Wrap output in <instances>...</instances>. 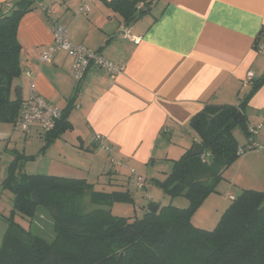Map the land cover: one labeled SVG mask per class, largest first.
<instances>
[{
  "label": "crops",
  "instance_id": "0c3cea01",
  "mask_svg": "<svg viewBox=\"0 0 264 264\" xmlns=\"http://www.w3.org/2000/svg\"><path fill=\"white\" fill-rule=\"evenodd\" d=\"M15 1L0 0L1 11L9 12ZM111 1L42 0L23 17L18 30L22 74L13 82L12 97L26 99L33 86L61 110L74 99L68 118L72 128L38 155L40 150L28 154V149L34 136L41 149L45 134L37 128L25 134L14 124L0 123V162L17 151L37 156L33 162L42 160L45 175L88 180L98 158L104 159L103 149L93 141L98 135L110 147L109 157L122 163L114 167L115 174L124 176L133 169L141 176L138 170L155 175L157 169L164 180L174 161L201 143L191 119L207 106H239L251 90L252 83L245 84L249 72L253 80L264 78V0H154L130 24ZM85 5L90 11L77 14ZM57 25L67 29L74 45L122 61L124 72L111 78L91 68L78 83L71 75V53L61 51L51 63H42ZM124 30L140 42L126 38ZM244 114L248 126L262 121L264 84ZM244 136L239 146L246 144ZM18 141L23 142L22 152ZM257 142L264 146V129ZM107 166L105 160L102 171ZM225 183L230 192H264V149L242 155L225 172L220 184ZM182 202L176 205L186 208Z\"/></svg>",
  "mask_w": 264,
  "mask_h": 264
},
{
  "label": "trees",
  "instance_id": "16d2710c",
  "mask_svg": "<svg viewBox=\"0 0 264 264\" xmlns=\"http://www.w3.org/2000/svg\"><path fill=\"white\" fill-rule=\"evenodd\" d=\"M42 0H16L9 12L0 9V123L14 124L23 100L12 97L22 74L18 30L23 17ZM154 0H112L127 24L147 13ZM143 4L140 8L139 5ZM264 84L255 79L239 106H207L190 122L208 148L194 156L193 148L175 160L163 181H156L172 199L186 198V208L150 203L141 218L113 215V200H129L125 192L96 191L86 179L27 174L24 161L36 156L13 152L3 188L13 195L11 217L0 245V264H264V192L244 190L234 197L217 226L209 231L192 223V216L217 192L225 172L241 157L236 128L247 136L245 107ZM77 95V93H76ZM72 99L55 130L45 134L38 155L72 126ZM242 112L244 121L235 120ZM96 144V142H95ZM156 207L157 211H152ZM43 208L54 223L52 242L32 232L31 223ZM29 220L24 227L16 217Z\"/></svg>",
  "mask_w": 264,
  "mask_h": 264
},
{
  "label": "rangeland",
  "instance_id": "374dc122",
  "mask_svg": "<svg viewBox=\"0 0 264 264\" xmlns=\"http://www.w3.org/2000/svg\"><path fill=\"white\" fill-rule=\"evenodd\" d=\"M234 134L237 137L239 144H242V142L246 140L241 128H236ZM42 137H44V135H42ZM39 141L40 140H38L36 136L33 137L31 146L28 149L30 153L28 154H36L40 150ZM14 147L15 146H13V149ZM18 149L21 152L23 151V142L18 141ZM100 151L102 152V156L104 157V159L98 158L99 160L97 161L94 170L87 180L88 183L94 186V189L96 188V191L110 194L114 192V190H117L116 192H125L129 194V200H113L110 207L113 215L117 217L130 218L133 220L135 218H141L145 210L149 209L150 203L152 202L158 204L161 207L168 206L172 203L177 207V201L180 203H184L182 201H186V203L189 204L186 198V200L184 198H176L172 200L164 191V189L156 183V181L163 180V177H161V175H158L157 169L155 175L153 174L152 170H150L148 174L138 170V172L143 175H137L144 179L147 183V187L145 189H139L136 185V178L131 175V172L127 171L124 176H118V174H115L114 167H120L117 166L118 160L114 161V159L112 160L109 157L108 152L104 150ZM12 156V151H10V153L4 155L2 161L0 162V245L2 244L1 240L3 239V236L7 230V223L6 221H4L3 217H11L13 209V195L8 189H4L2 186L3 181L8 175V169L10 163L12 162ZM180 158L181 157H178V159ZM105 160L107 161L108 166L106 167L105 171H102L103 163L105 162ZM43 165L44 164L42 160L34 162L24 161L23 171L27 174L45 175L47 174V171ZM119 182L121 183L118 186ZM101 188H103V190H100ZM232 194L233 196L237 197L240 192H230L227 189L226 183L222 185L219 184L217 192L211 194L208 198H206L202 205L193 214V225L201 229L209 231L213 230L217 226L225 210L232 203V199H230V195ZM16 221L26 228L30 226L29 220L27 221L19 216L16 217ZM31 226V230L33 233L42 236L48 242H52L54 240L56 234L54 232L53 220L43 208L38 209L37 214L34 217L33 222L31 223Z\"/></svg>",
  "mask_w": 264,
  "mask_h": 264
},
{
  "label": "built area",
  "instance_id": "2783aa9c",
  "mask_svg": "<svg viewBox=\"0 0 264 264\" xmlns=\"http://www.w3.org/2000/svg\"><path fill=\"white\" fill-rule=\"evenodd\" d=\"M139 7L142 8L143 4H140ZM88 11H90V8L88 5H85L78 10L77 14ZM52 32L53 43L41 54L40 61L42 63H51L55 56L61 51L71 53L73 58L71 75L78 83L82 81L91 68L104 72L111 78H115L124 72L125 65L122 61H111L103 55L84 46L71 43L65 27L61 25L54 26ZM124 36L135 43L140 42L139 38L132 37L127 30H124ZM258 51L259 53H263V47H259ZM26 75L28 77L31 76L29 72H27ZM253 78V73L249 72L246 76L245 84L250 85ZM61 116L62 110L51 105L33 86H31L28 97L22 102L20 113L14 122V128L16 131L25 134H29L34 128L39 129L43 134H48L55 130ZM263 129L264 118L260 123L248 126L246 145L238 148V155L242 156L257 149H264V146H261L257 142V136ZM93 141L99 144L101 149L110 152V147L105 143L102 136H95ZM118 165L121 166L122 163L118 162ZM130 172L131 175L136 178L137 187L139 189H145L147 187L146 181L139 177L133 169H131ZM231 199L233 200L234 197H231Z\"/></svg>",
  "mask_w": 264,
  "mask_h": 264
},
{
  "label": "water",
  "instance_id": "95a60500",
  "mask_svg": "<svg viewBox=\"0 0 264 264\" xmlns=\"http://www.w3.org/2000/svg\"><path fill=\"white\" fill-rule=\"evenodd\" d=\"M235 120L243 122L244 121V115L241 112H239L236 115ZM207 148H208V146L206 144H202V143L195 144L193 146V155L194 156L202 155ZM239 196H241V193L238 194V197ZM151 210L152 211H157V208L156 207H151Z\"/></svg>",
  "mask_w": 264,
  "mask_h": 264
}]
</instances>
